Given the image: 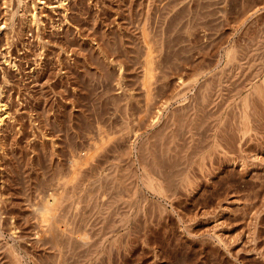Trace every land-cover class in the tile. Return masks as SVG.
<instances>
[{
	"label": "rangeland",
	"instance_id": "374dc122",
	"mask_svg": "<svg viewBox=\"0 0 264 264\" xmlns=\"http://www.w3.org/2000/svg\"><path fill=\"white\" fill-rule=\"evenodd\" d=\"M1 104L0 264H264V0H0Z\"/></svg>",
	"mask_w": 264,
	"mask_h": 264
},
{
	"label": "bare ground",
	"instance_id": "6f19581e",
	"mask_svg": "<svg viewBox=\"0 0 264 264\" xmlns=\"http://www.w3.org/2000/svg\"><path fill=\"white\" fill-rule=\"evenodd\" d=\"M153 49V48H152ZM151 52V51H150ZM150 52H147L148 54H147V58H146V77L147 78H149L150 76L152 77V69H153V67H152V64H153V60H152V57H154V55L152 56L151 54H150ZM154 70V69H153ZM154 72V71H153ZM149 76V77H148ZM154 76V75H153ZM145 77V78H146ZM150 77V78H151ZM146 81H147V79H145ZM149 82V81H148ZM5 109H6V106H5V104H1L0 105V110L1 111H4V112H6L5 111ZM3 119L1 118V116H0V121H2ZM82 160V159H81ZM76 164V163H75ZM53 200V199H52ZM51 199H47L46 201H44V203L40 206V208H38L39 209V211H40V213L42 214V218H43V220L44 221H47V220H49V215L51 214L50 213V210H51V207H52V201ZM55 215V214H54ZM51 216V215H50ZM51 218V217H50Z\"/></svg>",
	"mask_w": 264,
	"mask_h": 264
}]
</instances>
